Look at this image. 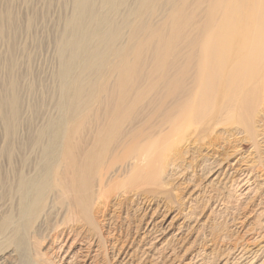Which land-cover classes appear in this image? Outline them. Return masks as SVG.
<instances>
[{"label":"bare ground","instance_id":"obj_1","mask_svg":"<svg viewBox=\"0 0 264 264\" xmlns=\"http://www.w3.org/2000/svg\"><path fill=\"white\" fill-rule=\"evenodd\" d=\"M93 1H72L76 17L60 36L72 52L63 76L85 57L59 107L68 116L37 124L25 151L0 156V264H101L114 252L126 264L156 245L172 255L226 200L243 212L264 195V0ZM110 6L123 11L111 24ZM5 15L1 7L0 38ZM262 198L252 209L259 227L242 220L215 264H258ZM204 253L183 264H202Z\"/></svg>","mask_w":264,"mask_h":264},{"label":"rangeland","instance_id":"obj_2","mask_svg":"<svg viewBox=\"0 0 264 264\" xmlns=\"http://www.w3.org/2000/svg\"><path fill=\"white\" fill-rule=\"evenodd\" d=\"M72 1L73 0H1L0 8L2 7L6 15L5 21L3 20L4 35L0 38V156L7 150H12V153L16 152V154L25 151V143L23 140L26 138L28 139L37 124L64 119L68 116L65 109H59V107H67L71 102L68 96L77 88H75L76 84L74 85V83L72 84L69 81V78L77 76V73L79 75L82 73L81 68H79L80 64L77 61L84 57L81 51L78 57H75L77 61L74 62L71 72H69L67 76H63V63L67 57H69L66 55H72V52L68 48H62L59 42L62 41L60 36L63 33V29H67L65 28L66 24L68 25L71 17L73 18V15H75ZM94 4L98 5L99 0L98 3L93 1V6H95ZM90 5L92 6V4ZM122 14V9H114L113 6H110L109 16L106 17V19H108L109 24H111L112 20L116 21L120 19ZM91 26L94 27V25ZM65 33L67 34L66 30ZM89 46L91 48L87 50H94L97 44H86L85 47L87 48ZM63 57L64 61L62 59ZM78 70H80V72H77ZM68 81L70 83H68ZM13 98H15L14 100L16 101L17 111L13 116L15 117L13 118L14 120L10 116L12 111L10 101ZM7 100H10L9 103ZM8 120H10V122ZM6 123L8 125L12 123L11 127ZM8 127L11 128V132H9L10 129ZM51 130L48 129L47 132L53 134ZM20 143H22L23 146ZM239 147L242 148L244 152L250 149V145L247 143L240 144ZM0 160H2L1 164H4L5 160L1 158ZM4 192L2 191L0 193V199L4 197ZM257 197L253 198V204L250 206L248 205L247 209L243 212L239 211L238 204L233 198V200H226L225 204L219 206L218 210H215L217 213L214 211V213L210 214V224L208 222L209 227L204 229L203 232H199V237L197 236L196 239H194L196 236L195 233L192 234L190 239H187L184 246L186 250L184 256L182 255L184 249H178L177 251L179 252L176 251L175 254L169 255L167 251L163 252L160 250L159 246L156 245V248L153 247L149 252L146 250H142V252L141 250H137L133 254V250L131 249L133 256H131V259L126 264H183L197 252L201 254L205 252L204 257L201 255V259L203 260L202 264H215V260L220 254L227 249L233 248L235 244L233 236L242 220L244 221L245 227H256L255 229L259 227L257 225L259 219L257 217L258 215L255 216V212L252 209H254L253 205L258 203L259 198L263 197L262 202H264V195L260 194L258 199ZM6 201L5 198H3V202L7 203ZM3 202L0 201V204ZM230 202L232 205L229 204ZM127 208H129V206ZM176 210V205L172 206L169 211V216L167 217L168 219L166 218L167 222L171 219L172 215L175 214ZM128 212L130 213L131 211L128 209ZM209 213L208 211L203 213L202 221L206 219ZM130 214L133 216L132 212ZM135 216L139 219L141 215L137 213ZM243 216H245L246 219H243ZM137 218L135 217V223L129 230L131 235L134 233V230H136L135 225L138 224ZM254 219L256 220L254 221ZM260 220L261 219H259V221ZM142 226L143 224H141V227ZM175 229L176 227L173 228L172 232H175ZM121 230L122 233L127 232L125 227H122ZM141 233L142 231L139 230L138 234L141 235ZM203 236H207L208 239H203ZM209 241H211L210 244ZM137 245L138 243L135 240L132 248L135 249ZM114 253L116 254V252ZM114 253H108L109 259L104 257L100 259L101 264H121V258L123 256L121 253L117 256ZM149 255L153 258L151 259ZM181 256H183V260ZM15 258L16 257H14L13 260H15ZM149 258L151 261H149ZM176 258L181 260H177ZM258 258L260 260H258V264H260V262L264 264V254L260 255ZM154 261H156V263ZM13 264L21 263L19 261H13Z\"/></svg>","mask_w":264,"mask_h":264}]
</instances>
